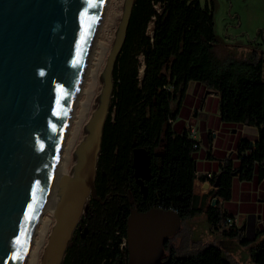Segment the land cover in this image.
Returning <instances> with one entry per match:
<instances>
[{"label": "trees", "instance_id": "1", "mask_svg": "<svg viewBox=\"0 0 264 264\" xmlns=\"http://www.w3.org/2000/svg\"><path fill=\"white\" fill-rule=\"evenodd\" d=\"M161 1L159 14L154 13L150 0L132 1L124 38L111 68L110 97L101 126L89 202L95 204V212L99 199L105 196L116 193L117 201L122 203L110 205L103 224L74 230L60 264H127L121 242L130 207L139 211L151 206L173 209L179 218L191 217L200 210L193 202L192 192L196 146H192L186 130L177 132L168 121L174 116L169 101L182 93L189 80L217 92L221 119L253 124L258 129L255 144L242 139L235 157H226L219 171L209 178L214 183L212 196L229 197L233 174L247 178L255 167L264 171L263 55L253 53L243 60L217 58L211 5L199 0ZM153 14L149 36L146 24ZM138 54L142 56L140 78ZM134 148L147 155L144 175H134ZM205 212L211 227H223L221 233L236 237L240 244L248 243L240 227L226 226L227 213L215 206H207ZM96 216L91 220H97L100 214ZM258 233L259 230L255 237ZM249 257L255 264H264V240L251 247ZM159 264L239 263L225 258L213 243L180 242L175 246L166 240Z\"/></svg>", "mask_w": 264, "mask_h": 264}, {"label": "water", "instance_id": "2", "mask_svg": "<svg viewBox=\"0 0 264 264\" xmlns=\"http://www.w3.org/2000/svg\"><path fill=\"white\" fill-rule=\"evenodd\" d=\"M103 1L0 0V264L21 263ZM132 1H122L98 101L74 148L71 174L59 178L53 223L38 264H60L85 199L93 193L111 68ZM146 165V153L134 148V175H144ZM137 183L144 194L139 178ZM178 218L170 209L130 207L124 236L127 264H159Z\"/></svg>", "mask_w": 264, "mask_h": 264}, {"label": "crops", "instance_id": "3", "mask_svg": "<svg viewBox=\"0 0 264 264\" xmlns=\"http://www.w3.org/2000/svg\"><path fill=\"white\" fill-rule=\"evenodd\" d=\"M208 90L209 88L199 81L189 80L182 93L175 95L169 101V108L174 112L171 120L172 128L177 132L186 130L189 138H191L189 127L194 130L193 136L197 143L194 150L195 171L199 174L206 171L217 173L221 161L230 154L235 157L236 149L242 139L249 141L251 145H254L258 139L257 126L221 119L218 94L216 91ZM212 189L211 184L195 178L192 186L193 202L201 212H204L207 206H215L221 212L236 216L235 227L241 228V234L248 243L240 244L236 237L221 233L223 227L210 225L207 232L216 234L219 238L204 239L196 234L194 224L191 223L194 220H187L191 223L188 243L197 245L213 243L221 251L226 252L228 259L241 264L230 250L235 245H239L247 249L249 256L251 247L264 240V171L255 167L247 178L233 174L228 198H217L213 202ZM258 230L259 233L255 237ZM249 261L248 264H255L250 257Z\"/></svg>", "mask_w": 264, "mask_h": 264}, {"label": "rangeland", "instance_id": "4", "mask_svg": "<svg viewBox=\"0 0 264 264\" xmlns=\"http://www.w3.org/2000/svg\"><path fill=\"white\" fill-rule=\"evenodd\" d=\"M109 1V2H108ZM106 7H115L110 8V11H113V17L109 22V30L107 34V45L108 49L112 43L115 29L120 18L122 1L123 0H108ZM204 1H207L211 5V13L213 20V31L218 40V43L214 47V54L219 59L227 60L228 58L243 60L248 55L262 54L263 55V75H264V0H199L202 4ZM114 5H113V3ZM113 5V6H112ZM107 9V8H106ZM107 11V10H106ZM107 49V51H108ZM107 54V52H106ZM105 54V56H106ZM104 56V60H105ZM104 60L100 66L96 87L91 101L90 107L88 109V114L85 121L82 124L77 140L74 143L70 162L67 167L66 174H71L72 166L75 161L74 148L76 144L83 138L86 133L85 122L90 116L92 110L95 108L98 101V94L102 84V68L104 65ZM137 76L140 78L142 73V56L141 54L137 55ZM264 78V77H263ZM96 173V167H95ZM94 185V181H93ZM110 186V184H108ZM110 189V188H109ZM91 194L87 196L82 207L81 214L78 218L77 223L75 224L72 232L76 229L83 231L87 226L91 224H103L102 220L105 215L109 213V207L112 203L120 202L117 201L118 196L112 194V196H105L104 199H99L98 201V210L95 212L94 203H90L89 199ZM96 200V199H95ZM96 213H99L100 216L97 220L95 219ZM50 223L47 226L46 232L44 234L43 242L37 251V257L35 264H38L43 246L45 244L47 234L53 223L52 213L49 215ZM101 218V220H98ZM187 220H194L191 223L194 224L195 232L197 235L203 237L207 240L218 239L219 236L216 234H211L207 232L209 227L208 219L206 212L198 211L191 217L178 218L175 222L176 228L172 234H170L166 240L172 242L175 246H178L180 242H188L189 239V224ZM237 243V242H236ZM231 254L236 257V259L241 264H248L249 256L247 249L235 245L234 248L230 250ZM162 255V253H161ZM225 258H228L226 252H223ZM147 264V263H141Z\"/></svg>", "mask_w": 264, "mask_h": 264}, {"label": "bare ground", "instance_id": "5", "mask_svg": "<svg viewBox=\"0 0 264 264\" xmlns=\"http://www.w3.org/2000/svg\"><path fill=\"white\" fill-rule=\"evenodd\" d=\"M107 1H103L97 17L91 42L75 86L71 107L67 113L65 126L58 142L55 158L47 177L46 186L38 205L33 225L25 243L20 264H35L36 262L37 251H39L38 249L43 242L47 226L50 223L49 215L52 213L59 197L61 187L59 178L66 174L74 143L78 138L93 99L97 75L108 49V36L106 33L109 30V22L113 17V11H110L111 6L106 7Z\"/></svg>", "mask_w": 264, "mask_h": 264}, {"label": "built area", "instance_id": "6", "mask_svg": "<svg viewBox=\"0 0 264 264\" xmlns=\"http://www.w3.org/2000/svg\"><path fill=\"white\" fill-rule=\"evenodd\" d=\"M150 3H151V6H152V8H153V10H154V13H155V14H159V13L161 12V9H162V1H161V0H150ZM154 17H155L154 14L151 15L149 21H148L147 24H146V33H147L149 36H151V33H152V21H153ZM168 121L171 122L170 119H168ZM193 133H194L193 128H190V127H189V134L191 135V139L193 140V144H192V146L195 147V146H197V143H196V139H195V137L193 136ZM223 161H224V160H223ZM223 161H221V162H223ZM212 174H213V173H212V172H209V171L203 172V173H201V174H199V173H197V172L195 171V178H196V179H200L201 181H204L205 183H209V184H211L210 181H209V178L212 176ZM195 178H194V179H195ZM211 185H212V184H211ZM212 186H213V185H212ZM217 198H219V197H217V196H212V199L214 200L213 202H215V200H216ZM213 202H212V203H213ZM158 208H159V207H158ZM170 210L174 211L173 209H170ZM225 220H226V225H227V226H236V224H237V217H236V216L229 215V216H227V217L225 218ZM121 245H124V239H123V241L121 242Z\"/></svg>", "mask_w": 264, "mask_h": 264}, {"label": "snow or ice", "instance_id": "7", "mask_svg": "<svg viewBox=\"0 0 264 264\" xmlns=\"http://www.w3.org/2000/svg\"><path fill=\"white\" fill-rule=\"evenodd\" d=\"M31 217H29V219H30ZM17 258H19V256H17Z\"/></svg>", "mask_w": 264, "mask_h": 264}]
</instances>
